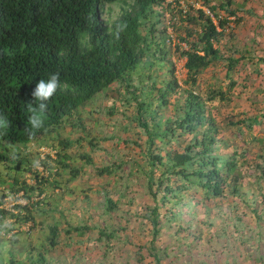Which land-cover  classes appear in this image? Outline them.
Instances as JSON below:
<instances>
[{
  "label": "trees",
  "instance_id": "obj_1",
  "mask_svg": "<svg viewBox=\"0 0 264 264\" xmlns=\"http://www.w3.org/2000/svg\"><path fill=\"white\" fill-rule=\"evenodd\" d=\"M172 2L178 3L177 0H0V117L8 121L7 128H0V142L25 145L37 141L38 145H46L55 152L54 159L58 164L54 166L50 163L52 158L46 154V159L41 163L43 172L33 170V183L22 181L19 186L18 179L14 178L8 184L10 192L22 191L28 197L25 205L15 206L19 209L18 213L11 214L16 223L30 221L31 226L36 225L32 195L36 190L39 195L45 193L49 178L59 177L62 172L69 174L64 184L73 183L69 190L73 191L78 186V191L83 192L84 198L88 199L89 186L80 187L76 182L83 166L75 165V158L68 149L75 144L82 145V141L96 149L99 141L111 137L104 136L98 140L92 136L94 132L87 129L79 108L96 97L105 96V91L114 84H121L125 89L126 103L129 105L125 115L126 123L120 127L127 130L134 124L140 127V134L145 137L141 142L139 138L133 139L130 136L124 140L135 143L147 164L146 167L140 166L141 161L135 159L127 171L130 175L135 169L138 176H142L144 191L153 202L146 206L142 217L152 226V238L147 249L155 264H160L163 258L170 256L166 247L156 245L155 239L164 222L177 220L181 215L180 206L187 207L185 193L188 189L201 190L203 196L198 201L217 197L225 189L244 200L240 174L231 175L237 169L235 151L232 154L218 153V144L223 139L217 137L215 121L208 116L202 94L195 88L198 75L212 63L226 60V77L229 78L230 71L244 58L243 55L237 58L224 56L220 47L215 46L229 24L228 15L236 13V9L230 8L234 1L212 3L210 0H201L208 14L198 8L195 14L181 18L182 21L200 27L198 32L193 26L185 28L184 35L179 36V41L187 46L180 51L181 56L185 57L187 77L184 84L191 85L181 92L173 67L168 68L169 75L161 82L152 72L155 62L159 63L156 60L161 59L160 62L164 63L162 60L165 61L168 55L164 43L166 27L161 28L159 25L162 24L164 9L172 7ZM111 4L120 6L119 14L112 19L102 18V12H109ZM177 5L179 9L176 11L182 14L183 8ZM219 10L225 14H220ZM157 32H160L158 37ZM257 60L263 61L264 57ZM54 73H59L60 87L47 101V110L42 114L43 127L33 129L28 122L31 115L28 103L34 101L32 93L38 81H47ZM235 85L236 82L229 79L226 89L211 88L207 91L208 97L211 100H229V91ZM177 92H180L182 103L177 100L176 115L163 119L162 110L169 105L171 95ZM36 103L33 102L34 107ZM260 116L257 114L249 117V123L245 125L251 128L253 123L260 121ZM65 125L78 129L80 133L77 138L57 136ZM185 134L190 138L181 152L170 147L175 136L177 138ZM79 155L86 164H93L88 153L81 152ZM23 161L19 153L14 154L11 150L0 153V165L11 163L14 170L22 169ZM120 164L121 161L115 159L96 166L95 172L99 176H114ZM258 167L264 179V164ZM53 183L57 186L62 184L57 178L55 182L53 179ZM126 188H130V184ZM261 198L264 202V196ZM252 199L253 204L257 202L256 197ZM40 202L58 215H63L62 210L53 203L44 202V199L36 201L35 205ZM253 204L244 202L245 207L255 211L257 205L252 208ZM101 207L105 215L118 208V201L113 200L109 194L105 195ZM255 212L258 213L257 208ZM5 214L1 208L0 223L5 220ZM234 216L241 218L238 213ZM53 219V223H46L49 231L48 245L51 248L60 243L62 230L81 234L80 231L91 229L86 224L62 229L57 219ZM204 224L212 225L208 218ZM116 232V228L109 229L105 224L98 228V239L110 238ZM171 237L174 239L173 235ZM200 237L199 234L197 238ZM3 246L4 243H0V264L3 261L6 264H47L50 259L47 247L34 248L35 251L25 248V257L19 259L20 253L13 247L2 250ZM260 257L262 255L258 259Z\"/></svg>",
  "mask_w": 264,
  "mask_h": 264
},
{
  "label": "rangeland",
  "instance_id": "obj_2",
  "mask_svg": "<svg viewBox=\"0 0 264 264\" xmlns=\"http://www.w3.org/2000/svg\"><path fill=\"white\" fill-rule=\"evenodd\" d=\"M177 1L178 3L172 2V7H167L162 13V24L159 27H166L164 43L168 55L165 61L162 60L164 63L160 62L161 59L156 60L159 63L155 62L152 72L161 82L168 77V68L173 67L174 76L181 85V92L183 89H189L191 85L184 84L187 77L185 57L181 56L180 51L187 46L179 41V36L184 35L185 28L190 29L193 26L197 28L196 32L200 30L198 24L182 21L181 18H185L187 14H195L198 8H202L207 14L208 10L206 6L201 5V0ZM210 1L217 3L221 0ZM233 1L230 8L236 9V13L228 15L229 24L219 42H215V46L220 47L224 56L237 58L243 55L244 58L230 71L229 78L226 77V60L212 63L198 75L195 88L202 94L208 116L215 121L217 137L223 139V142L218 144V153L232 154L235 151L237 169L232 171L231 175L240 174L239 182L244 200L225 189L217 197L202 198L198 201L199 197L203 196L201 190L188 189L185 193L187 207L180 206L181 215L178 219L170 223L164 222L155 239L157 246L166 247L170 252V256L163 258L160 264H264V202L261 201V196H264V179L258 167L259 164H264V60H257L264 57V0ZM177 4L183 8L182 14L176 11L179 9ZM109 7V12H102V18L112 19L119 14L118 4H111ZM219 11L220 14H225ZM158 33L160 32H157V37ZM229 79L236 82L229 91L230 99L211 100L207 91L219 87L226 89ZM180 92L171 95L169 105L162 110L163 119L176 115L177 100L182 103ZM105 94L82 105L79 113L88 126L87 129L94 132L92 136L98 140L104 136L111 137L99 141V147L96 149L84 141L82 145L75 144L68 149L75 158V165L83 166L81 176L76 182L80 187L89 186L88 199L84 198L83 192L78 191V186L72 191L69 188L73 183L64 184L68 173L62 172L59 177H55L61 181L62 184L58 183L60 186L53 183L55 178H49L45 193L39 195L36 190L31 198L34 202L32 211L36 217L35 226H31L30 221L15 222L11 216L19 211L15 206L25 205L28 197H25L22 191L10 192L7 186L14 178L18 179L19 186L22 181L33 183V170L43 172L41 163L46 159V154H50L52 158L49 162L58 166L54 159L55 152L46 145H37V141L25 145L0 142V153L11 150L14 154L19 153L24 159L20 170H14L13 165L8 162L0 165V209L6 212L4 218L12 222L11 228L0 230V243H4L2 250L13 247L20 253L18 258L23 259L30 248L35 251L34 248L47 247V256H50L47 264H155L147 249L152 238V226L142 217L146 206L152 205L153 202L144 191L145 182L142 176L139 177L135 169L130 175L127 171V167L133 164L135 159L141 161L140 166L146 167L147 164L135 143L124 140L130 136L133 139L139 138L141 142L145 137L140 134L139 126L132 124L133 127L127 130L120 127L126 123L125 115L129 106L122 85H112ZM109 110L112 113L109 114ZM257 114L261 115L260 121L248 128L245 125L249 123L248 118ZM137 132L138 135H135ZM59 133V137L77 138L80 132L65 125ZM189 138L186 134L177 138L175 136L170 147L181 152ZM50 141L56 142L54 139ZM79 152L88 153L93 164H86ZM115 159L121 161V164L114 176H99L95 172L96 166H102ZM34 161L40 162L39 167H34ZM127 184H130V188L125 189ZM108 194L118 201V208L103 215L101 205L104 196ZM254 197L257 202L253 204ZM41 199L53 203L62 210L63 215H58L42 202L35 205V202ZM244 202L253 204L252 208L257 205L258 213L255 212L256 208L254 211L245 207ZM175 209L174 207L173 211ZM236 213L241 218L237 219L234 216ZM53 218L57 219L62 229L81 224H86L91 229L82 230L81 234L77 231L66 233L62 230L60 243L51 248L48 245L49 231L46 223H53ZM206 218L210 219L211 226L204 224ZM105 224L109 229L116 228L117 232L110 238L98 239V228ZM199 234L201 237L198 239ZM259 255H262L260 259ZM2 264L6 263L3 261Z\"/></svg>",
  "mask_w": 264,
  "mask_h": 264
},
{
  "label": "clouds",
  "instance_id": "obj_3",
  "mask_svg": "<svg viewBox=\"0 0 264 264\" xmlns=\"http://www.w3.org/2000/svg\"><path fill=\"white\" fill-rule=\"evenodd\" d=\"M58 87H60L59 73L51 74L47 81L40 79L36 84L32 96L34 98L33 102L38 103H36L35 107L33 106V102L28 103V111L31 113L28 117V122L33 129H41L43 127L44 121L42 114L46 112L47 101L53 97ZM7 127L8 121L4 117H0V128ZM34 167H39V161H34ZM11 227L12 222L10 220L5 219L2 223H0V230L9 229Z\"/></svg>",
  "mask_w": 264,
  "mask_h": 264
}]
</instances>
